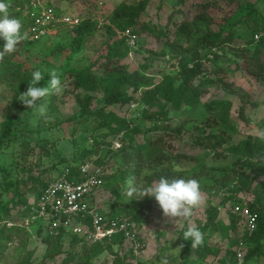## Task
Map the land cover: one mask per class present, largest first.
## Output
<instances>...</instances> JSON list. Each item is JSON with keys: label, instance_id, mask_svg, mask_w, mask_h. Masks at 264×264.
Listing matches in <instances>:
<instances>
[{"label": "rangeland", "instance_id": "1", "mask_svg": "<svg viewBox=\"0 0 264 264\" xmlns=\"http://www.w3.org/2000/svg\"><path fill=\"white\" fill-rule=\"evenodd\" d=\"M47 1L57 11L77 15L84 20L100 14L109 21L111 26L115 27L112 23L113 10L120 4H130L135 0ZM249 1L255 4L258 14L253 20L258 21L260 19L259 15L264 17V0ZM167 2L166 0H147L145 14L140 19L156 27L157 25H165V27H168L170 37H175V25L184 19L190 20L196 15L200 3L205 2L204 7H206L207 14L213 20L214 25L212 28L214 30L217 29L219 23L223 22L224 18L230 17L229 19H231L235 17V5H230L223 0H186L181 15L176 14L166 24L169 13L174 10ZM253 24L246 23L235 27L234 34L237 38L236 44H234L235 47L241 46L250 40ZM111 26L108 25L99 31L93 28L81 47L73 53L71 59H68V55L72 48L71 43L74 39L75 30L67 29L33 43L22 41L18 53L13 55L12 59L24 64V69L31 75L35 70H40L43 74H46L53 69L60 74L62 68L69 64L67 65L68 69L84 70L92 75L101 76L104 74L103 63L105 62L102 57L106 55L108 47L124 39L121 35H117ZM125 31L135 36L136 40L134 47H129L124 40L128 49L124 63L129 66V69L134 71L143 64L147 65L145 72L152 77L155 84L161 83L167 77H170L173 80L172 87L176 88L180 84V57L176 54L162 56L163 41L150 36L149 33L142 32L139 29ZM204 35V30H196L188 39L182 38V45L193 47L201 58L200 62L203 68L201 77L211 79L210 84L200 86L202 92L196 102L175 107L171 103H166L164 99L157 98L154 105L150 107L143 100H140L141 91L134 93L129 90V95L134 98L133 102L124 106L113 105L107 107L106 111L114 112L118 119L127 120L130 123V129L134 126L137 127L138 132L130 134L131 141L130 138L121 140L122 133L118 135L120 147L128 143L135 145L142 143L145 139L148 141L158 138L160 146L171 159L169 163L176 162L175 169L178 167L184 170L188 177L198 180L205 201L209 200L210 203L212 202L220 207L221 212L217 221L221 224L217 226L218 231L213 234L210 240L212 244L223 242L219 248L220 253L209 258L205 263L190 258L186 264H264V237L260 243V253L254 254L252 259L248 261L244 258L245 253L255 247V244H249L247 234L244 232L246 214L251 213L248 207V202L251 200L250 193L247 194L242 191L237 195L234 194L235 199L233 200L229 199L228 195L220 196L218 194L221 188L228 187L234 180L232 171L237 166L235 164L237 158L233 155L230 149L231 146L237 145L239 141L250 137L261 136L259 126L264 123V83L249 75L241 67L240 62L234 60L231 52L237 49L226 47L221 50L203 46ZM123 52H125L124 49ZM180 54L183 55V53ZM215 54L217 58L214 57ZM190 55L191 53H188L187 57H190ZM201 77L196 79L195 86L200 85ZM72 81L73 77L66 79L62 84V92L57 93V110L53 112L47 107V115L51 119L41 117L33 112V116L25 118L22 124L14 127L17 133V142L4 146L0 152V160L2 161L0 164V202L11 196L9 192L6 193L8 183L2 176L6 173L7 168L12 180L18 181L16 194L23 193L27 201L32 199L43 183L52 180L65 164L69 161H79L83 150L94 147L95 150L97 149V153L106 161V164H104L103 186L98 190L94 202L102 211L107 212V215L123 216L129 199L127 187L117 194L114 188L117 174L124 165L120 167L116 165L115 161H119V159L113 155L114 152L108 151L111 147H114L110 142L115 137H103L107 130L97 131L96 127L99 121H80L79 106L74 96L76 93L83 95L86 92L101 96L102 92L95 91L92 93L82 88L77 90L74 88ZM225 82L230 86L224 87ZM13 96L14 93L11 88L5 84H0V123L3 121L7 105ZM220 99L232 102L231 121L235 126L234 131L216 126L213 123L212 115L205 109L206 103ZM156 101L158 104H156ZM45 102L48 104V98H45L41 103ZM241 107H243V117L239 115ZM161 111L164 114L160 115ZM25 113V110H18L20 117H23ZM74 116L77 117L76 120L67 121V119ZM153 124L157 126L155 130ZM179 125L183 128L179 131H173ZM36 132L39 134L35 135ZM197 134H199V137L218 135V140L207 139L198 144ZM95 140L99 141L96 146L94 145ZM22 141H29L33 151H29L27 154L23 152ZM119 148L116 147V149ZM178 155L180 156L176 157ZM181 155H185L184 158ZM205 210L206 207L202 208L201 212L199 211L200 213L196 215L197 219H204ZM13 214H15V211ZM21 219L15 215L13 222L20 224ZM231 221L235 224V228L228 232V238L223 239L220 235L224 233L222 229L225 225L224 222L229 225ZM186 222L187 220L184 221V223ZM3 225L4 222L0 221V229ZM187 227L182 221L176 225L173 224L172 230L178 232L173 231V236L168 233L167 241L165 240L167 245L162 242V249L152 255L150 254V259L143 257V264L150 262L161 264V259L166 254H168L166 256L168 261L172 258L177 259L179 254L185 252L189 246V241L180 239V235H183ZM137 229L140 232L139 226ZM3 237H8L9 240H2L6 243H3L4 251L0 264H23L26 260H29L31 264H116L117 259L123 263L124 259L128 257V253H126L124 259L119 254L121 251H125L122 245L120 247H109L102 253H94L88 250L89 247L85 246L84 242L73 243L72 235L67 233L63 235L60 254L43 260L45 244L34 228L24 229L19 234L4 235ZM152 238L151 240L156 243L160 241V237L155 238L152 236ZM181 243L184 244L181 252L179 254L172 252L171 249L177 248ZM162 251H164L163 255L161 254ZM227 251L234 254L241 253L242 256L241 258L236 256L235 260H231L229 254L226 253ZM85 257H89L87 262Z\"/></svg>", "mask_w": 264, "mask_h": 264}, {"label": "trees", "instance_id": "2", "mask_svg": "<svg viewBox=\"0 0 264 264\" xmlns=\"http://www.w3.org/2000/svg\"><path fill=\"white\" fill-rule=\"evenodd\" d=\"M161 1V0H160ZM168 1L174 10L168 15V24L173 16L176 14L181 15L182 8L186 3V0H166ZM230 5H235V17L224 18L222 23H219L216 30L212 28L213 20L207 14L204 3L201 5L196 15L188 20L184 19L182 22L175 25L174 35L170 37L168 27L157 25L153 26L149 22H145L140 19L145 13L147 6V0H135L130 4H120L113 10L112 23L119 31H125L128 29L140 30L145 33H149L150 36L163 41V47L161 49V55H173L176 54L180 57L179 64V78L180 84L174 88L172 87L173 80L167 77L161 83L155 84L145 71L147 65H142L139 69L131 71L129 66L124 63V59L127 56V46L124 39L109 46L106 55L102 57L105 60L103 63V72L101 76L92 75L87 71H75L68 69L69 64H66L62 68L60 73L61 83L63 84L66 79L73 77V86L75 89H84L86 91L102 92L101 96L90 94L76 93L75 100L79 106L78 115L80 121L94 120L99 121L96 129L101 131L107 130V133L103 136L117 137L122 133V139L130 138V134L137 133V127L130 129V123L125 119H118V117L112 111H106L107 107L113 105L124 106L134 101L128 93L131 90L134 93L141 91L140 100H143L150 107L154 105L157 98H162L166 103H171L175 107H179L183 104H190L196 102L201 95L200 86L208 85L211 83V79L207 77H201L203 68L200 62V56L194 51L193 47H185L182 45V38L188 39L196 30H204L203 46L215 49L219 48H235L237 50L231 52L232 57L236 62H240L241 67L252 77L258 81L264 83V17L260 16L258 21H254L253 18L258 14L255 4L249 0H223ZM10 3L9 8L10 15L18 18L22 22L21 32H25L30 26V21L23 16L21 9L22 0H6ZM59 12V11H58ZM246 23H254L251 28V38L249 41L243 43L241 46H234L236 44V36L234 34L235 27L242 26ZM96 29L93 22L90 19L83 20L75 29L74 39L71 43L70 54L68 59L72 58V55L77 51L84 40L90 35L92 29ZM111 31V29L108 28ZM113 32V31H111ZM257 36V38H256ZM27 41L33 43L35 41ZM4 40L0 38V51L3 50ZM22 43V42H21ZM20 43V44H21ZM20 44L17 45L15 52L5 54L4 58L0 60V84H5L13 90L14 96L8 103L7 109L4 114L3 121L0 123V152L2 148L8 144H14L17 142V133L14 127L24 122L25 118L33 116V110L28 109L18 99L19 95L27 90L28 84L32 79V75L26 72L24 64L19 63L12 59L13 55L17 54L20 49ZM233 46V47H232ZM123 49L125 52H123ZM183 50V51H182ZM180 53H183L180 54ZM188 53H191L190 57ZM217 58V55H214ZM201 77L199 86H195L194 82L197 78ZM50 77L49 74H44V80L41 81V86L48 84ZM97 82V83H96ZM229 87L230 84L224 83V87ZM168 87V88H167ZM87 88V89H86ZM48 98L47 107L50 111L57 110L58 94H52ZM42 102V101H41ZM40 102V103H41ZM156 104L158 102L156 101ZM164 108V106H162ZM231 108L232 102L230 100H213L205 104V109L213 117V123L216 126L224 129L229 128L235 130V126L231 121ZM25 110L26 113L23 117H20L18 110ZM243 113V107L239 110L241 117ZM164 114L162 111L160 115ZM76 116L67 119V121L76 120ZM243 119V118H242ZM154 130L157 128L155 124L152 125ZM183 126L179 125L173 131H179ZM261 136L250 137L239 141L237 145L231 146L233 155L237 158L235 164L236 168L233 169L234 180L228 187H223L220 190H225L228 193L229 199L233 200L234 194L239 192L250 193L251 200L248 202V207L252 214L256 215V229L250 235L247 236L249 244H255V247L249 249L245 253L244 258L246 261L251 260L254 254L260 253V243L264 237V123L259 126ZM38 135L39 133H34ZM130 135V137H129ZM126 136V137H125ZM198 138V144H201L204 140L213 139L218 140V135H207L205 137L196 135ZM99 142V141H98ZM95 140L94 145L99 143ZM112 141L110 142V144ZM21 145L24 148L23 152L26 154L29 151H33L30 147L29 141H22ZM111 152H114L119 161H115V164L119 167L124 165L117 174L116 185L114 188L117 194L120 191L125 190L127 187L125 181L129 177H135L136 185L138 187H146L152 183V181L159 179L161 176L171 180L172 178H184L191 179L186 175V172L179 168L176 171L174 168V161L169 163V159L166 151L160 146V140L150 139L143 141L139 144H126L119 149L110 148ZM180 155L176 156L179 157ZM184 158L185 155H181ZM1 158V156H0ZM93 158V159H92ZM87 161H94V163L100 165L104 169L106 161L97 153V149L94 147L85 149L82 155L79 157V161H69V164L80 165ZM0 160V164H1ZM65 163V162H64ZM6 173L2 176L8 183L6 193L9 192L11 196L5 201L0 202V221L4 222L0 231V263L2 254L4 251V244L2 240L8 241V237L4 235H16L21 231H24L23 227L18 226L13 222V217L16 215L18 218L24 216V213L19 211L20 206L27 203L26 197L23 193L16 194V188L18 185L17 180H12L8 168ZM72 172L76 173V167L72 166ZM34 181L36 179H33ZM47 182L43 183L40 187L42 189ZM11 189L9 190V188ZM39 189V190H40ZM152 210H162L159 208L154 197H129L126 203V209L123 217L129 218L137 226L148 221L149 214ZM15 211V214L13 212ZM263 211V212H262ZM219 209L215 206L209 205L205 210L206 221L203 225L198 224L199 229L204 233V242L202 245L195 248V253L200 260H205L209 257H215L219 254L220 249L211 247L208 244L207 231L213 227L218 226ZM232 220V219H231ZM7 223H11L10 226ZM235 228V224L231 223L227 227H222L223 236L228 238V232ZM37 235L41 237V241L45 244V250L43 254V260L56 257L60 254L62 248L61 234L56 236H41L39 231H36ZM73 243L83 242L82 239L72 236ZM123 244L120 237H115L111 242H99L93 245L85 243L88 246V250L94 253H102L109 247H120ZM191 245V241H189ZM231 257V260H235L237 254L232 252H226ZM226 254V255H227ZM117 257V256H116ZM86 262L89 257H85ZM223 263V261H222ZM23 264H31L29 260H26ZM116 264H122L118 259Z\"/></svg>", "mask_w": 264, "mask_h": 264}, {"label": "built area", "instance_id": "3", "mask_svg": "<svg viewBox=\"0 0 264 264\" xmlns=\"http://www.w3.org/2000/svg\"><path fill=\"white\" fill-rule=\"evenodd\" d=\"M23 16L30 21L26 32L29 41H38L61 30H73L84 20L77 15L58 12L47 0H22ZM96 30L111 26L104 16L92 17ZM117 35H121L129 47L136 45L135 36L128 31H119L111 26ZM257 38V36H256ZM119 148L118 136L112 141ZM76 167V173L72 172ZM104 169L87 161L80 165L69 164L59 170L57 175L40 189L27 203L20 206L24 213L20 227L26 230L34 228L41 236H62L69 233L91 245L99 242H111L120 237L125 251L119 253L122 264H142V253L146 243L138 231V226L129 218L107 215L94 202L98 190L103 186ZM220 196H226L225 190H219ZM237 209V208H236ZM10 226L11 224L8 223ZM256 229V215L246 214L244 232L250 236ZM241 253L237 254L241 258Z\"/></svg>", "mask_w": 264, "mask_h": 264}, {"label": "clouds", "instance_id": "4", "mask_svg": "<svg viewBox=\"0 0 264 264\" xmlns=\"http://www.w3.org/2000/svg\"><path fill=\"white\" fill-rule=\"evenodd\" d=\"M10 7V3L6 2V0H0V38L5 42L3 50L0 51V60L4 58L5 54L15 52L17 45L22 41L29 39L26 31L21 32L22 22L10 15ZM48 74L50 77L48 84L41 86L44 74L40 70L33 71L27 90L21 93L18 99L24 106L32 109L39 116L51 119L47 115V103L40 102L52 94L62 92L63 87L60 74L55 69L50 70ZM175 170L179 171V168L177 167ZM135 180L136 178L133 176L127 178L125 181L127 195L130 198L154 197L159 208L162 210L163 216L169 222L176 225L184 220L189 221L187 230L183 232L182 237L184 241H191V248H196L203 244L204 233L192 222V217L195 214L194 210L205 202V197L198 180L194 178L184 179L182 177H175L169 180L161 176L146 187H138ZM183 247L184 244L181 243L177 248L171 250L179 254ZM166 256L161 259V264H169Z\"/></svg>", "mask_w": 264, "mask_h": 264}, {"label": "crops", "instance_id": "5", "mask_svg": "<svg viewBox=\"0 0 264 264\" xmlns=\"http://www.w3.org/2000/svg\"><path fill=\"white\" fill-rule=\"evenodd\" d=\"M205 197V196H204ZM209 205H212V206H215L219 209V212H221L220 210V207L218 205H214V203H210L209 200L205 201L203 203L202 206H200L199 208L195 209L194 210V216L192 217V222H194L197 226L198 224H201L203 225L206 221V215H204V219H197L198 217L196 215H198L201 211H202V208L204 207H208ZM200 211V212H199ZM185 221V220H184ZM185 225L188 226L189 224V221H187L186 223H184ZM224 221V220H223ZM221 224V223H220ZM224 227H227L228 226V223L226 224L224 222ZM140 228V235L144 238L145 240V243H146V247H145V250L144 252L142 253V264H143V257L144 258H151L150 257V254H154V252H157L158 250H161V246L162 244L164 243V245H167V238H168V233H170V235L173 236L174 234V230H172L173 228V223L169 222L168 219L166 217L163 216V213L161 211H158V210H152L149 214V218H148V221H146L145 223H142L140 224L139 226ZM214 229H217V230H214ZM174 231V232H173ZM216 231H218V228L217 226L216 227H213L211 230H208L207 231V236H208V244L211 246V247H215V248H220L221 247V244L223 243H216V244H212L211 243V239L213 237V234H216ZM178 232V231H176ZM175 232V233H176ZM178 235V234H177ZM153 237H160V241L158 243H156L155 241L151 240L153 239ZM223 239H226L223 235H220ZM221 237H220V240H221ZM180 239L182 240L183 237L180 235ZM166 240V241H165ZM171 240V239H170ZM169 241V240H168ZM163 242V243H162ZM147 249V250H146ZM181 252V251H180ZM164 251H162V255H163ZM220 253V252H219ZM160 254V256H161ZM190 258H194L195 260H198L202 263H205V261H207L209 258L205 259V260H200L196 253H195V248H191V245L189 244L188 248H186V251L183 252L182 254H179L178 258H172L169 263L170 264H186L187 261L190 260ZM156 259V258H154ZM175 261V262H174ZM174 262V263H173ZM145 264V263H144ZM147 264H153V263H147ZM210 264V263H209Z\"/></svg>", "mask_w": 264, "mask_h": 264}]
</instances>
